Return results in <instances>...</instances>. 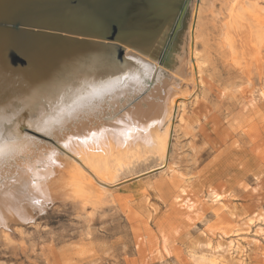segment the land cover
<instances>
[{
	"label": "bare ground",
	"instance_id": "1",
	"mask_svg": "<svg viewBox=\"0 0 264 264\" xmlns=\"http://www.w3.org/2000/svg\"><path fill=\"white\" fill-rule=\"evenodd\" d=\"M84 1L90 10L38 5L49 18L35 15L17 31H0V240L12 226L31 223L53 207L82 213L133 162L156 157L166 163L193 92L188 86L203 83L212 49L242 71L264 56V0H186L171 38L169 19L156 31H124L111 41L83 24L101 0ZM115 46L122 50L117 60L111 53ZM259 95L264 99V90ZM183 183L173 197L180 219L191 220L200 204L218 218L235 214L218 192L208 189L194 199ZM260 189L256 183L248 193L255 196ZM260 222L264 215L252 212L241 230L259 235ZM214 225H207L205 236L228 234L221 222ZM157 237L161 256L168 240Z\"/></svg>",
	"mask_w": 264,
	"mask_h": 264
},
{
	"label": "rangeland",
	"instance_id": "2",
	"mask_svg": "<svg viewBox=\"0 0 264 264\" xmlns=\"http://www.w3.org/2000/svg\"><path fill=\"white\" fill-rule=\"evenodd\" d=\"M214 51L203 66L201 86H188L193 92L175 126L165 165L149 157L123 168L99 207L87 206L85 215L53 207L31 223L12 226L8 238L0 240V264H264V222L258 223L259 235L242 232L240 225L252 212L264 215V99L259 95L264 56L258 66L242 71ZM183 180L192 198L212 189L235 214L218 218L200 204L191 220L180 219L173 197ZM256 183L260 193L250 195ZM220 222L226 236H205L210 224ZM160 234L168 245L158 256ZM229 244L237 247L234 253ZM213 255V262L200 259Z\"/></svg>",
	"mask_w": 264,
	"mask_h": 264
},
{
	"label": "water",
	"instance_id": "3",
	"mask_svg": "<svg viewBox=\"0 0 264 264\" xmlns=\"http://www.w3.org/2000/svg\"><path fill=\"white\" fill-rule=\"evenodd\" d=\"M186 0H101L92 17L83 16L85 26L97 27L106 37L113 38L124 31H156L169 19H172L168 38H171L179 22V12ZM84 0H0V31H17L30 18L42 15L49 18L48 13H39V6L67 9L80 5L86 10L91 8ZM39 5V6H38ZM57 20V18H52ZM31 24V23H30ZM99 25V26H97ZM48 29V28H46ZM169 46V45H168ZM116 47V46H115ZM170 49L171 47H167ZM112 51L115 60L122 55L121 47ZM16 56V55H15ZM13 57L19 60V57ZM106 57V56H105ZM37 106L32 107L36 111ZM18 114L14 115L16 118ZM11 128L8 125L6 129Z\"/></svg>",
	"mask_w": 264,
	"mask_h": 264
},
{
	"label": "snow or ice",
	"instance_id": "4",
	"mask_svg": "<svg viewBox=\"0 0 264 264\" xmlns=\"http://www.w3.org/2000/svg\"><path fill=\"white\" fill-rule=\"evenodd\" d=\"M37 131H39V129H37Z\"/></svg>",
	"mask_w": 264,
	"mask_h": 264
}]
</instances>
